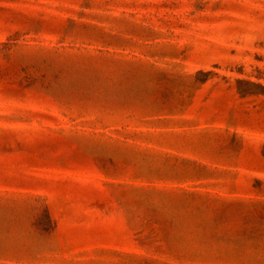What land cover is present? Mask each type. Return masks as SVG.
I'll list each match as a JSON object with an SVG mask.
<instances>
[{"label": "rangeland", "instance_id": "374dc122", "mask_svg": "<svg viewBox=\"0 0 264 264\" xmlns=\"http://www.w3.org/2000/svg\"><path fill=\"white\" fill-rule=\"evenodd\" d=\"M0 264H264V0H0Z\"/></svg>", "mask_w": 264, "mask_h": 264}]
</instances>
